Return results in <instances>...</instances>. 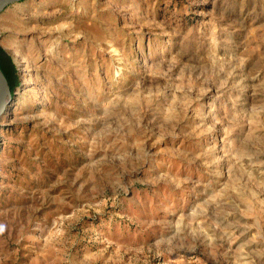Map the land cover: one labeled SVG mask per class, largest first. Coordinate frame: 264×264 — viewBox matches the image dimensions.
<instances>
[{
	"label": "rangeland",
	"instance_id": "374dc122",
	"mask_svg": "<svg viewBox=\"0 0 264 264\" xmlns=\"http://www.w3.org/2000/svg\"><path fill=\"white\" fill-rule=\"evenodd\" d=\"M0 53V264H264V0H17Z\"/></svg>",
	"mask_w": 264,
	"mask_h": 264
},
{
	"label": "water",
	"instance_id": "95a60500",
	"mask_svg": "<svg viewBox=\"0 0 264 264\" xmlns=\"http://www.w3.org/2000/svg\"><path fill=\"white\" fill-rule=\"evenodd\" d=\"M17 0H0V13L10 4H12L13 2H15ZM1 72V70H0ZM2 73V72H1ZM3 75V74H2ZM4 77V75H3ZM5 79V77H4ZM6 81V79H5ZM9 87V86H8ZM11 99H12V94H11V90L9 88V95L7 97V100L5 103H2V98H1V95H0V117L1 115L4 113L6 107L10 104L11 102Z\"/></svg>",
	"mask_w": 264,
	"mask_h": 264
},
{
	"label": "bare ground",
	"instance_id": "6f19581e",
	"mask_svg": "<svg viewBox=\"0 0 264 264\" xmlns=\"http://www.w3.org/2000/svg\"><path fill=\"white\" fill-rule=\"evenodd\" d=\"M0 95L2 98V103H5L9 95V87L1 72H0Z\"/></svg>",
	"mask_w": 264,
	"mask_h": 264
},
{
	"label": "trees",
	"instance_id": "16d2710c",
	"mask_svg": "<svg viewBox=\"0 0 264 264\" xmlns=\"http://www.w3.org/2000/svg\"><path fill=\"white\" fill-rule=\"evenodd\" d=\"M10 65L12 64H10L8 58L0 53V67L2 68V70L8 73Z\"/></svg>",
	"mask_w": 264,
	"mask_h": 264
}]
</instances>
